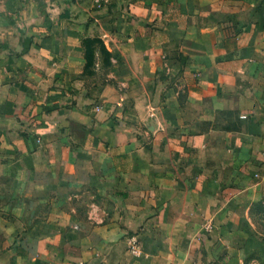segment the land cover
<instances>
[{
  "label": "crops",
  "instance_id": "0c3cea01",
  "mask_svg": "<svg viewBox=\"0 0 264 264\" xmlns=\"http://www.w3.org/2000/svg\"><path fill=\"white\" fill-rule=\"evenodd\" d=\"M259 202L264 0H0V264H237Z\"/></svg>",
  "mask_w": 264,
  "mask_h": 264
},
{
  "label": "rangeland",
  "instance_id": "374dc122",
  "mask_svg": "<svg viewBox=\"0 0 264 264\" xmlns=\"http://www.w3.org/2000/svg\"><path fill=\"white\" fill-rule=\"evenodd\" d=\"M91 55V54H90ZM110 63L105 61L99 66L92 61L86 64L82 77L74 78L72 89L76 90L74 94L83 97L84 100L90 99L94 102L103 101L107 97L108 84H118V80L109 75ZM83 100V101H84ZM251 228L254 236L250 240V251L246 258L237 264H264V204L259 202L251 207Z\"/></svg>",
  "mask_w": 264,
  "mask_h": 264
},
{
  "label": "built area",
  "instance_id": "2783aa9c",
  "mask_svg": "<svg viewBox=\"0 0 264 264\" xmlns=\"http://www.w3.org/2000/svg\"><path fill=\"white\" fill-rule=\"evenodd\" d=\"M93 1L96 3H101L109 0H93ZM128 250L132 254H139L141 252L138 239L134 235H131L128 239Z\"/></svg>",
  "mask_w": 264,
  "mask_h": 264
}]
</instances>
